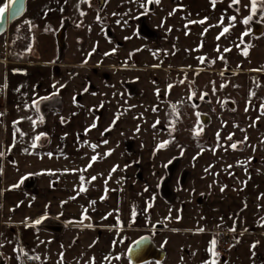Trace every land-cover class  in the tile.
I'll use <instances>...</instances> for the list:
<instances>
[{
    "label": "rangeland",
    "instance_id": "1",
    "mask_svg": "<svg viewBox=\"0 0 264 264\" xmlns=\"http://www.w3.org/2000/svg\"><path fill=\"white\" fill-rule=\"evenodd\" d=\"M74 1L83 5L82 0ZM147 3L110 0L100 18L84 3L72 14L59 12L38 37L37 26L53 2L28 0L26 14L0 36V60L6 64H0V187L4 181L9 191L16 188L34 197L46 186L61 188L85 180L88 189L101 193L106 187L119 188L127 171L135 174L134 166L148 170L152 161L156 167L149 207L138 199L131 206L135 215L121 219L122 207L116 225L108 228L95 226L96 218L88 216L67 221L61 235L41 230L42 220L40 224L32 221L27 230L32 231L33 242L23 239L29 249L20 261L32 255L38 264H130L127 250L144 236H151L155 246L166 252L162 264H205L213 259L223 264L226 259L204 251L210 232L201 231L197 205L204 203L203 195L237 196L245 183L264 179V83L259 73L264 39L250 35L246 43L243 35L263 21L264 2L258 0L255 15L251 0L238 4L160 0L153 3L152 13L147 12ZM249 16L252 19L245 25ZM65 17L73 26L67 31L64 59L58 64L54 34ZM28 19L35 22L30 25ZM141 23L154 31L157 41L138 35ZM172 26L196 28L185 36L187 48L194 49L186 50L190 56L183 66L198 71L186 72L187 80L179 89L169 91L162 79L152 85L151 74L131 69V57L135 43L142 50L138 64L147 66L151 56L159 53L155 45L164 43V32ZM104 27L113 31L115 41L105 38ZM224 28L228 35H221ZM226 66L234 74L221 79L218 72ZM208 69L217 73L204 71ZM125 83L135 87L134 94ZM160 96L176 103L179 111L170 109ZM192 99L201 105L195 107ZM199 115L208 116L209 125L200 124ZM37 135L41 136L38 141ZM174 162L173 175L168 170ZM24 177H32L36 188L24 190L26 179L20 183ZM143 179L133 182L145 188V174ZM16 184L19 187H13ZM168 185L175 195L170 202L164 197ZM19 222L12 215L4 217V223L12 227ZM237 224L230 230L233 243L245 232L241 222Z\"/></svg>",
    "mask_w": 264,
    "mask_h": 264
},
{
    "label": "crops",
    "instance_id": "2",
    "mask_svg": "<svg viewBox=\"0 0 264 264\" xmlns=\"http://www.w3.org/2000/svg\"><path fill=\"white\" fill-rule=\"evenodd\" d=\"M6 2L7 0H0V6ZM0 64L6 65L3 60H0ZM35 81L36 86L38 81ZM126 173L128 177L124 181L125 193L118 194L108 206V209L116 212H121L122 207H124V212L127 213V206L129 212H131L132 204H135L138 199L141 204L145 203L148 206L153 195V193H148L149 183L154 188V180L149 177L148 170L142 169L140 172L148 177L144 185L145 188H138L139 184L133 182L138 180L137 177H134L130 171ZM85 182L84 180L82 184H79L75 181L72 182L74 184H71V186L61 188L46 186L42 190L44 194L38 195L37 193L36 196L33 195L34 197H32L26 196L18 189L15 190L16 188L9 191L8 186L3 181L2 187H0V190L2 189L0 193V264H21L20 255L29 249L28 247L25 248L23 239H30L29 241L33 242L31 239L33 236L32 231L27 230L28 224L32 221L38 219L43 222L56 221L60 224V233H55L49 227L43 225L40 229L50 234L61 235L65 231V222L80 220V218L89 214L91 206L98 210L106 209L107 206L101 208L102 194L88 189L84 184ZM35 185L37 186V183ZM81 188L85 190L80 191ZM145 189L147 190L145 191ZM140 192L143 195H140ZM214 197L208 194L207 200L200 207L199 225L201 229L209 230V232L221 229L230 231L236 225L238 226V221V223L241 222V227L245 231L237 241L232 243L230 253L225 257L223 264H264V179L257 177L254 181L245 183L237 196H218L215 199ZM133 211L136 212L134 208ZM223 212L226 213V216L222 214ZM11 215L21 220V222L13 224V227L8 223H4V217L9 218ZM131 220L132 218L129 223H132ZM94 223L95 226H106V228L116 225L113 218L108 223L102 222L100 219H94ZM153 223L158 224L159 222L154 221ZM145 225L147 226L148 223ZM208 238L203 242L205 252L206 250L208 252L209 246H211L210 237Z\"/></svg>",
    "mask_w": 264,
    "mask_h": 264
},
{
    "label": "flooded vegetation",
    "instance_id": "3",
    "mask_svg": "<svg viewBox=\"0 0 264 264\" xmlns=\"http://www.w3.org/2000/svg\"><path fill=\"white\" fill-rule=\"evenodd\" d=\"M109 1L110 0H82V2H83V5H82L81 1L52 0L53 5L50 6L49 10L46 11L43 14L44 15L43 21L40 22V26H37L38 29H39V31H38L39 33H37V36L39 37V36H41V34H43L44 29L49 25V23H47V22H50L52 19H54V17H57L59 12L60 13L61 12L62 13H66V14L67 13H71L72 14L73 12H77L76 10L82 9V7L84 6V3H85V7L87 6V7L91 8V9H93L95 11V16L100 18L102 16V13L106 9L107 4H108ZM216 1L220 2L222 0H216ZM27 2H28V0H27ZM74 2H75V4H74ZM146 9H147L148 13H152L153 3H147ZM26 11H27V4H26L25 13L22 15V17L26 14ZM21 18H19V19H21ZM18 20H16V21H18ZM16 21H14V22H16ZM27 22L34 23L35 21H32L31 19H28ZM72 26L73 25H72V22H71L70 18L69 17H65V18L62 19L60 27L58 28V30L54 34V43H55V49H56L55 63L59 64L64 59L65 52H66V50L68 48V45H67V42H66L67 41V31H68L69 28H72ZM8 28H9V26H8ZM61 29H64V38H63L64 47L62 49V52L59 51V48H58V45H57V35L59 34ZM195 29H196L195 27H190V26H188L186 28H182L180 30H177V28L174 27V26L167 27V29L164 32V34H165L164 43L162 45L156 44L155 47H154V50H157L159 53L152 55L150 60H149L148 65L145 66V67H141L138 64L140 62V54H141L142 50H138L136 48V45L134 46V44H135L134 40H130L129 45H132L134 43L133 44V52L134 53H133V55L131 57V60H132L131 62L134 65L131 66V69H133V70H142L144 72H147V73L151 74V83H152V85H155V83H157L160 79H162V82L165 81V82L168 83L166 85V88L169 91L175 90L181 84H183V82L185 80H187V79H185L186 72H192L193 73V72L198 71V70L193 69V68H188L187 69V68H185L183 66V65H185V61L187 59L186 57L190 56L189 53H186V50L187 49H190V50L194 49V48L193 49L187 48V44L185 43V39H186L185 36H186L187 32H190V31L195 30ZM137 33H138V35H140V37H143L144 39H147L149 41L155 42L158 39V38L157 39L155 38L157 36L154 33V31L151 28H149L147 25L142 24V23L138 25ZM247 33H248V35L244 36V41L246 43H249L250 35L253 38H262V39H264V15H263V21L259 22L258 24L253 25L251 30H249V32H247ZM104 35H105V38L107 40L115 41V35L113 34V31L109 27H104ZM227 35H228V32H227ZM135 37H137V36L135 35ZM138 39L135 38V40H138ZM199 40H200V38H199ZM118 45H120L119 42H118ZM198 50L199 51L201 50V43H199ZM8 56L9 55L7 54L6 57L8 58ZM154 56L156 57L157 61H161V60L165 61L166 65H161V64L156 63L155 60H153V58H152ZM42 58H44V57H42ZM57 67H58V65L53 66V71L56 74L59 71ZM261 69L262 70L259 73L262 75V79L263 80L262 79L261 80L264 83V62L262 64V66H261ZM204 71L205 72H211V73H217V70H214V69H210V70L208 69V70H204ZM218 73H220L221 79L222 78L223 79H228L229 77L233 76L232 74H234V71H232L229 66H226L225 69L221 70ZM103 77L106 78L107 76H105L103 74ZM172 78H173V80H171L172 82H169L170 79H172ZM215 84L217 85L218 82H215ZM169 85H171V88H169ZM124 87L126 89H128V91L131 94H134L135 87L133 85H128L127 83H125ZM178 89L176 91H174V93H178ZM203 97L204 96H202L201 98H203ZM159 99L162 100V101H165L167 103V105L170 107V109H172L173 111L174 110H178L179 111V107H178V105L176 103L173 104V102H171V101L168 102V99H166L164 96H160ZM206 100H208V98H206ZM198 102L199 101H197L196 99H192L191 100V104L192 105H196L195 107H199L201 105V103H198ZM102 112L103 111L101 109L99 111V113H98L99 114L98 117H100V119H101ZM203 118H205L207 120L206 124L203 123V120H202ZM198 120H199V123L202 124L203 126H207L210 123V119L206 115H199ZM151 155H152V152H151ZM175 164H176V162L171 164V166H170V168L168 170V172L170 174H173V167H174ZM123 168L127 169L125 166ZM134 168L137 169L138 171L136 170V172H135V174H133V176L137 177L138 180H142L143 179V175H141L140 172H141L142 169H145V168L141 167V166H134ZM154 169H156V167L152 166V161H151V166H150V168H148L149 177L150 178H152V176L155 174L154 173ZM126 175H127V173L125 174L124 181L126 180ZM184 176L185 175H183V177ZM146 179H148V177H146ZM84 184L87 186L86 182ZM165 184L166 183H164V185ZM168 184H170V183H168ZM124 185L125 184L123 182L122 184H120L119 188L106 187L105 189H103L101 191V194H102V206H101V208H103V206H107V208L104 209V210H98L97 208L91 207L90 210H89V214H86L85 216L86 217L88 216V217H93V218H96V219H100L102 222H105V223H108L110 221V219L113 218L115 220V222L117 223V217H118L117 212L115 210L113 211L112 209H108V206L110 205L111 201L115 200V197L118 196V194H120L121 192L125 193L126 189H124V187H125ZM131 186H133V185H131ZM146 190L147 189H145V191ZM148 190H149L148 193H153V188L150 186V183H149V186H148ZM165 191L168 194V197H167L165 195V192H164V197L166 198L167 201L170 202L171 198H175L173 189H171V187H169V185H168V187H166ZM139 194L143 195L142 192H140ZM207 197L208 196L203 195L202 198L204 199V203L207 200ZM196 200H198V199H196ZM201 206H202V204L197 205V207H201ZM130 211L131 212H128V213H125V212L121 213L122 215L120 214L119 218L124 219L125 216L126 217L131 216V215L133 216V213L135 211H133V209L132 210L130 209ZM129 224L131 225L133 223H129ZM42 225L45 226L44 224H42ZM72 226H78V225H72ZM46 227H48V226H46ZM213 231H210V233H209L210 240H211V233ZM156 232H159V231H156ZM144 237H149V236H144ZM149 238L153 241V238H151V236ZM165 259H166V256H165ZM165 259H164V261H165ZM154 263H156V262H154ZM162 263H157V264H162Z\"/></svg>",
    "mask_w": 264,
    "mask_h": 264
},
{
    "label": "water",
    "instance_id": "4",
    "mask_svg": "<svg viewBox=\"0 0 264 264\" xmlns=\"http://www.w3.org/2000/svg\"><path fill=\"white\" fill-rule=\"evenodd\" d=\"M22 2H23V10L18 16L12 18L10 12L6 13L4 23L2 26H0V36L6 32L8 26H10L14 21L21 18L22 15L25 13L27 0H22ZM63 38H64V29H61L59 34L57 35V45L60 52H62V49L64 47ZM202 120L204 124L207 123L206 122L207 120L205 118H203ZM34 187H35V181L32 177H29L28 179L25 180L23 184L24 190L30 191L33 190ZM165 195L168 197L166 191H165ZM43 224L45 226H48L55 233L61 232L60 224L56 221H45ZM72 224H77V223H72ZM137 241H142L139 247H137ZM137 241L133 243L127 251L126 256L131 264H146L148 262L162 263L164 261L166 252L162 249L157 248L154 242L149 237H144ZM130 249L132 251H129Z\"/></svg>",
    "mask_w": 264,
    "mask_h": 264
},
{
    "label": "snow or ice",
    "instance_id": "5",
    "mask_svg": "<svg viewBox=\"0 0 264 264\" xmlns=\"http://www.w3.org/2000/svg\"><path fill=\"white\" fill-rule=\"evenodd\" d=\"M159 2H160V0H148V3H159ZM215 2H216V0H212V3L213 4H215ZM232 2L234 4H238L239 3V0H232ZM261 2H264V0H261ZM257 3H258V0H251V10H252L253 15L256 14ZM141 6L144 7V5H141ZM22 10H23V2H22V0H7L6 3H4L2 6H0V26H2L3 23H4V19H5L6 13H9L10 12L11 17L12 18H15L16 16H18L21 13ZM81 15H83V13H81ZM231 19L232 20H235V17H232ZM251 19H252V16H249L248 18H246L243 21V23L245 25H247ZM27 23H29L31 25V22H27ZM201 23H203V21H201ZM227 31H228V28H224V30L221 33V35H223L224 32H227ZM243 35H248V33L246 32ZM217 39H219V37H217ZM225 51H229V49H225ZM244 55H247V50H245ZM200 59L203 62L204 58L201 57ZM169 88H171V85H169ZM44 99H48V97H45ZM74 100H75V98H74ZM35 106H36L37 111H39L38 102H37V104ZM42 119L43 118L41 117V120ZM34 124H35V122H34ZM92 127H95V124H93ZM197 134H199V133H197ZM217 135H219V134H217ZM40 138H41V136L40 135H37L35 137V140L38 141V140H40ZM228 138L231 139V136H229ZM105 143H107V141H105ZM164 146H165L164 144H161L159 147L163 148ZM32 147L33 148L36 147L35 142H33ZM232 147L235 148L236 145H232ZM93 148H95V146H93ZM0 155H2V153H0ZM95 159H96V157H93L92 158L93 161H95ZM89 167H91V164H89ZM113 171H115V169H113ZM24 179H27V177H24L20 181V183H23V180ZM91 179L92 180H95V177H92ZM13 187H19V184L13 185ZM84 190H85L84 188H81L80 189V191H84ZM133 215H135V212L133 213ZM40 223H41V220H39V219L35 221V224H40ZM231 230L234 231L235 229L233 228ZM201 231H203V229H201ZM141 243H142V241H137V247H139ZM216 245H217V241L215 239H213L211 241V246L208 249L209 253L213 257H216L217 256V253L215 251ZM253 247H255V245H253ZM129 251H132V250L130 249ZM36 258L39 259L38 257H36ZM116 259H119V257H116ZM205 264H216V260L213 259L211 261L205 262Z\"/></svg>",
    "mask_w": 264,
    "mask_h": 264
},
{
    "label": "built area",
    "instance_id": "6",
    "mask_svg": "<svg viewBox=\"0 0 264 264\" xmlns=\"http://www.w3.org/2000/svg\"><path fill=\"white\" fill-rule=\"evenodd\" d=\"M211 239L217 241L216 253L218 256L225 257L230 253L231 246L233 243V235L228 230H214L211 233ZM21 264H38L33 256H23Z\"/></svg>",
    "mask_w": 264,
    "mask_h": 264
}]
</instances>
